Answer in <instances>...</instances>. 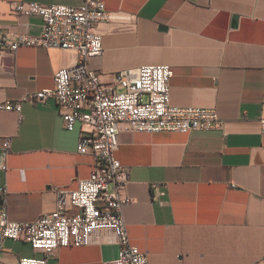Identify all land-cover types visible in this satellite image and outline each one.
<instances>
[{"label": "crops", "instance_id": "obj_1", "mask_svg": "<svg viewBox=\"0 0 264 264\" xmlns=\"http://www.w3.org/2000/svg\"><path fill=\"white\" fill-rule=\"evenodd\" d=\"M0 0V32L38 35V15L17 14ZM80 5L84 0H24ZM113 17L99 23L103 52L90 61L103 81L144 64H168L171 102L215 108L219 127L181 132H133L122 125L116 157L129 168L121 196L132 244L150 264H264V0H105ZM74 51L22 45L0 48V104L53 88ZM82 126L64 127L54 97L0 108V149L11 138L7 207L14 221L56 208L58 187L75 189L96 158L78 150ZM109 189H114L110 185ZM74 207L71 213H77ZM106 236V235H105ZM3 260L43 256L7 239ZM104 242L61 247L53 264H104L115 259Z\"/></svg>", "mask_w": 264, "mask_h": 264}, {"label": "built area", "instance_id": "obj_2", "mask_svg": "<svg viewBox=\"0 0 264 264\" xmlns=\"http://www.w3.org/2000/svg\"><path fill=\"white\" fill-rule=\"evenodd\" d=\"M11 8L17 14L40 16L43 28L38 35L0 32V48L17 51L22 45H39L74 51L78 59L56 72L53 88L6 101L0 108L20 112L23 101L56 98L64 127L73 130L81 123L78 150L93 155L96 164L90 177L78 181L77 188L58 187L56 208L32 221L10 218L8 184L0 185V264H6L7 239L27 241L43 253L40 258L20 257L17 264H53L50 258L59 248L104 242L108 234L116 238L119 253L104 264H150L147 252L132 244L123 215L127 199L121 191L129 180V168L116 157L120 128L126 125L143 133L211 130L220 125L216 109L173 105L174 71L168 64H144L103 81L90 61L103 52L97 25L113 17L105 0H84L80 5L22 0L13 1ZM260 123L264 134V117ZM10 153L11 138L7 137L0 149V170L7 172ZM74 207L79 211L72 214Z\"/></svg>", "mask_w": 264, "mask_h": 264}]
</instances>
